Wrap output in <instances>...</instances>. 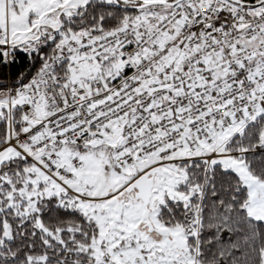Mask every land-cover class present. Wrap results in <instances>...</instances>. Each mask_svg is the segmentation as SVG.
Listing matches in <instances>:
<instances>
[{
	"label": "snow or ice",
	"instance_id": "1",
	"mask_svg": "<svg viewBox=\"0 0 264 264\" xmlns=\"http://www.w3.org/2000/svg\"><path fill=\"white\" fill-rule=\"evenodd\" d=\"M0 264H264V0H0Z\"/></svg>",
	"mask_w": 264,
	"mask_h": 264
}]
</instances>
